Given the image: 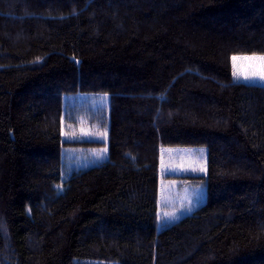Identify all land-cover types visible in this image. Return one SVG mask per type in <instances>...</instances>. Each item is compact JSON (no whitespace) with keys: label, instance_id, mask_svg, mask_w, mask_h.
<instances>
[{"label":"trees","instance_id":"obj_1","mask_svg":"<svg viewBox=\"0 0 264 264\" xmlns=\"http://www.w3.org/2000/svg\"><path fill=\"white\" fill-rule=\"evenodd\" d=\"M253 54L264 0H0V264H264V86L231 59ZM81 96L108 99L107 145L64 139ZM187 147L207 201L161 228V149Z\"/></svg>","mask_w":264,"mask_h":264},{"label":"rangeland","instance_id":"obj_2","mask_svg":"<svg viewBox=\"0 0 264 264\" xmlns=\"http://www.w3.org/2000/svg\"><path fill=\"white\" fill-rule=\"evenodd\" d=\"M239 82H245L240 80ZM254 85L264 86V82L256 81L254 83H248ZM70 106L67 107V112L71 110V112H78V116L72 117L74 122H71L69 125H65L64 131V139L66 141H101L107 145L108 143V129L101 126L103 116L106 113V109L108 106V99L104 96H88V97H78V98H70ZM81 129L85 131L92 132H103L105 129L107 130V136L99 137L93 136L83 137L79 139H70L68 138V134L75 132L77 137H80ZM105 147L99 148H89L84 149L81 147H66L64 148V165L66 172H74L82 169H86L88 167H92L96 164L102 163L105 160L103 159L97 160L93 155L94 152H100L105 149ZM171 149H180V150H190L193 153V156L185 161V165L191 160L197 162L196 166L202 167L204 169L201 171H179L170 172L167 175L162 176L161 186L165 185L171 189L172 203L166 206H162L160 204V217H163L164 211H174L176 208H180L181 204L185 205V210L182 212H178L177 216L179 217L176 220H165L160 219V227L167 226L168 224L175 223L184 216L198 209L203 200L206 197V185L203 181L204 176L207 174V161H208V150L207 148L202 147H187V148H171ZM200 150H203V154L201 155ZM165 159H168V154L165 153ZM177 162V161H174ZM169 176H179L177 178H169ZM197 177V180L193 179ZM186 190V191H185ZM187 197V200L183 198ZM191 201V211H188L187 201ZM77 264H118V263H105L98 261H78Z\"/></svg>","mask_w":264,"mask_h":264},{"label":"snow or ice","instance_id":"obj_3","mask_svg":"<svg viewBox=\"0 0 264 264\" xmlns=\"http://www.w3.org/2000/svg\"><path fill=\"white\" fill-rule=\"evenodd\" d=\"M232 76L234 80L240 81L243 80L248 83H254L256 81L264 82V55H251V56H232ZM99 136L106 138L107 130L105 129L103 132H92L85 131L81 129L80 137H77L75 132L68 134V138L70 139H79L83 137H93ZM107 149H103L100 152H94L93 155L97 160L103 159L105 157ZM201 155L203 154V150H200ZM165 153L168 154V159H165ZM193 156L192 151L190 150H180V149H161V157H160V169L161 175H167L170 172L179 171H201L204 169L202 167H197V162L191 160L185 165V161ZM177 161V162H174ZM186 191V190H185ZM171 189L165 185L161 186L160 189V204L162 206H166L172 203ZM187 200V197L183 198ZM188 211H191V201H187ZM185 210V205L182 203L180 208H176L174 211H164L163 217H160L158 214V219L165 220H176L179 217L177 216L178 212H182Z\"/></svg>","mask_w":264,"mask_h":264},{"label":"crops","instance_id":"obj_4","mask_svg":"<svg viewBox=\"0 0 264 264\" xmlns=\"http://www.w3.org/2000/svg\"><path fill=\"white\" fill-rule=\"evenodd\" d=\"M105 148L107 149V151H106V157H105V160H104V161H106V160L108 159V157H109V148H108V147H105ZM206 201H207V191H206V197H205V199L203 200L201 206L204 205V204L206 203ZM201 206H200V207H201ZM191 213H192V212H191ZM191 213H189V214H191Z\"/></svg>","mask_w":264,"mask_h":264}]
</instances>
